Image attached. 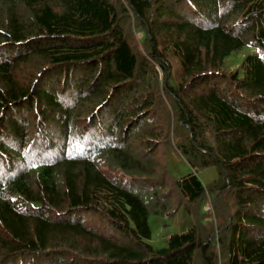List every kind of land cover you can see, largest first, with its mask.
Instances as JSON below:
<instances>
[{"label":"trees","instance_id":"1","mask_svg":"<svg viewBox=\"0 0 264 264\" xmlns=\"http://www.w3.org/2000/svg\"><path fill=\"white\" fill-rule=\"evenodd\" d=\"M0 264H264V0H0Z\"/></svg>","mask_w":264,"mask_h":264},{"label":"rangeland","instance_id":"2","mask_svg":"<svg viewBox=\"0 0 264 264\" xmlns=\"http://www.w3.org/2000/svg\"><path fill=\"white\" fill-rule=\"evenodd\" d=\"M245 52L246 50L241 54L244 55ZM201 175L204 181L209 182L216 177L217 171L215 168H209L204 170ZM149 222L152 228L150 242L156 248L165 247L170 235L185 231L190 225L189 216L183 212L172 215H152Z\"/></svg>","mask_w":264,"mask_h":264}]
</instances>
